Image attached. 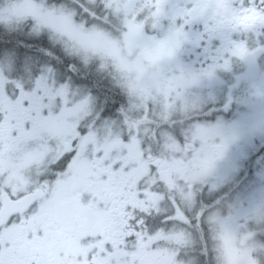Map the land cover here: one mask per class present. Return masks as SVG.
<instances>
[{"label": "snow or ice", "instance_id": "snow-or-ice-1", "mask_svg": "<svg viewBox=\"0 0 264 264\" xmlns=\"http://www.w3.org/2000/svg\"><path fill=\"white\" fill-rule=\"evenodd\" d=\"M114 14L142 28L150 70L123 79L71 51L67 25ZM193 24L219 45L212 64L186 74L172 62ZM0 29L46 35L80 80L73 87L48 69L26 86L11 77L10 55L0 61V264H193L192 234L218 264L196 196L228 141L190 117L187 93L232 58L264 52V0H184L171 12L168 0H6ZM114 88L127 96L119 123L101 119ZM65 202L75 219L57 236L52 208ZM255 239L249 264H264V234Z\"/></svg>", "mask_w": 264, "mask_h": 264}, {"label": "flooded vegetation", "instance_id": "flooded-vegetation-1", "mask_svg": "<svg viewBox=\"0 0 264 264\" xmlns=\"http://www.w3.org/2000/svg\"><path fill=\"white\" fill-rule=\"evenodd\" d=\"M183 2L184 0H168L169 11H175ZM167 26L168 22L165 20L163 22L165 30ZM124 27L127 28L126 31ZM117 29L119 31H116ZM117 29L112 32L117 37L119 45L123 47L126 42L130 49L126 60L135 64L139 72L150 70L152 66L150 56L155 53L150 52L142 42V28L120 25ZM186 31L187 39L172 62V66L178 65L186 71V74L199 73L214 62L219 41L217 38L210 40L204 36L200 24H193ZM37 43L39 44L37 53L40 55L37 60L56 65L58 70L62 69L65 72L64 60L56 50L50 48L47 37L44 36ZM96 61L100 69L111 68L114 70L113 74H119L123 78L124 74L121 75L117 67ZM51 70L55 71L52 68ZM60 75L68 78L60 80H70L73 87L80 86V80L71 74L60 72ZM187 101L194 106L189 113L191 118L203 125H218L221 136L228 141L224 156L217 161L213 171L197 191L198 207L209 210L211 206H217L221 199V197L206 200L204 198L207 191L206 183L211 178H216L214 173L217 167L229 164L237 169L249 163V169L245 171L251 174L253 169L250 168V162L255 157L264 155V52L258 51L254 56L245 59L232 58L228 68L215 69L211 79L202 80L190 88ZM111 105L107 111L102 110L101 119L119 123L122 119L120 109L127 105V96L119 88L112 89ZM230 171L237 173V170ZM242 171L244 170L241 169L240 172ZM260 182L264 183L261 177ZM233 183L234 181H231L232 185ZM74 219V210L68 203L53 206L51 221L60 226L56 230L57 236L62 233L63 226L70 225ZM160 220L161 216L155 215L150 218L149 223L157 225ZM192 239L193 245L189 246L187 257L190 256L193 264H213L209 260L211 257L209 252L207 255L200 254L199 236L192 234Z\"/></svg>", "mask_w": 264, "mask_h": 264}, {"label": "rangeland", "instance_id": "rangeland-1", "mask_svg": "<svg viewBox=\"0 0 264 264\" xmlns=\"http://www.w3.org/2000/svg\"><path fill=\"white\" fill-rule=\"evenodd\" d=\"M5 2L6 0H0V5ZM71 2L73 0H48V3L67 4ZM120 25L129 26L131 24L118 14H114V17L110 19V24L99 22H90L88 26L69 24L65 27L64 34L73 42L71 51L79 56L85 64L97 63L96 60L100 63L110 64L117 67L121 75L124 74V79H128L136 73L142 72L137 70L135 64L126 60L130 53L129 46L126 42L123 47L119 45L117 37L112 32ZM7 36L16 40L12 41L15 45L21 46H23L22 40L29 44H37L44 37H35L23 29H0L1 47L11 43V41L3 39H6ZM25 48L27 49V47ZM37 52L38 50L30 52L27 49L18 52L14 49L2 48L0 61L5 55H10L15 65L14 70L10 73L11 77L21 80L26 86H30L49 68L55 70L51 73L59 82L68 79L60 75V72H65L62 69L58 70L56 65L37 60L40 56ZM250 163V168L253 169L251 174L245 171L249 169V163L237 169L229 164L217 167L214 173L216 178H211L205 186L207 190L205 200L221 197L217 206L209 208L205 218L208 228L216 236L215 247L220 255L218 264H249L250 254L258 244L255 237L264 234V183L260 182V177L262 180L264 179V155L255 157ZM241 169L244 171L240 172ZM230 170H237L238 174ZM231 181H234L233 185ZM209 234L208 229L205 228L203 235ZM209 253L211 254L209 260L215 264L211 245H209ZM187 258L190 259V256Z\"/></svg>", "mask_w": 264, "mask_h": 264}, {"label": "trees", "instance_id": "trees-1", "mask_svg": "<svg viewBox=\"0 0 264 264\" xmlns=\"http://www.w3.org/2000/svg\"><path fill=\"white\" fill-rule=\"evenodd\" d=\"M3 39L7 40V41H11V43H9L7 46H4V47L0 46V50L2 48L14 49L15 51H18V52H23V51H26L27 49L30 52H31V50H32V52L39 50V44L38 43L37 44H34V43L29 44L28 42H24L25 40H22L21 43L23 44V46H21V45H15V43H13L12 41H16V40H12V38H8V36L6 39L5 38H3ZM25 47H27V49Z\"/></svg>", "mask_w": 264, "mask_h": 264}]
</instances>
